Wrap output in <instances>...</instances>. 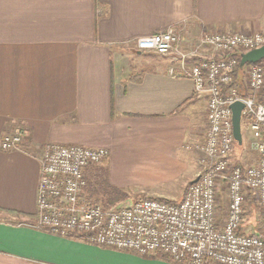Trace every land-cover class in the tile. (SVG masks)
Masks as SVG:
<instances>
[{
	"label": "crops",
	"instance_id": "0c3cea01",
	"mask_svg": "<svg viewBox=\"0 0 264 264\" xmlns=\"http://www.w3.org/2000/svg\"><path fill=\"white\" fill-rule=\"evenodd\" d=\"M169 30L183 52L205 33H264V0H0V141L22 137L0 148V264H180L33 226L50 144L107 148L112 185L165 169L197 178L200 153L184 146L204 141L207 98L172 55L137 48Z\"/></svg>",
	"mask_w": 264,
	"mask_h": 264
},
{
	"label": "built area",
	"instance_id": "2783aa9c",
	"mask_svg": "<svg viewBox=\"0 0 264 264\" xmlns=\"http://www.w3.org/2000/svg\"><path fill=\"white\" fill-rule=\"evenodd\" d=\"M181 41L169 30L139 38L137 48L172 55L179 77L190 79L195 92L207 98L204 141L190 146L201 155L197 181L187 186L180 201L146 197L107 209L86 202L82 191L85 170L104 162L108 149L50 144L41 162L33 226L142 256L165 254L186 264H264V59L246 67L250 95L239 96L234 83L241 55L263 47L264 33H205L189 52L179 49ZM205 49L223 57L204 58ZM170 74L178 76L176 68ZM237 100L245 104L242 118L259 156L258 163L248 167L231 163L237 142L230 105ZM21 143L20 134L5 135L0 148L10 151ZM225 187L229 204L219 221L218 201ZM249 193L258 200L261 226L255 234L246 228Z\"/></svg>",
	"mask_w": 264,
	"mask_h": 264
},
{
	"label": "rangeland",
	"instance_id": "374dc122",
	"mask_svg": "<svg viewBox=\"0 0 264 264\" xmlns=\"http://www.w3.org/2000/svg\"><path fill=\"white\" fill-rule=\"evenodd\" d=\"M191 51V50H190ZM243 85L245 86V95H250L251 91L247 87L248 82V68L244 70L241 75ZM207 117V114H206ZM201 132L206 134L207 124L203 125L201 123ZM242 138L243 144L239 146L236 144L232 154H231V163L232 165H239L242 167H248L255 165L259 161V156L252 147V135L250 132L249 125L246 121L242 119ZM192 146V145H191ZM187 149L190 147L189 144L185 145L184 148ZM103 148V147H99ZM191 148V147H190ZM189 148V149H190ZM201 156V155H200ZM103 162L91 166L85 170V180L88 191L89 198L92 200L97 199L100 194H102L108 187H114L121 190L122 196L113 208H119L123 206H129L132 203L146 197H156L161 199H168L171 201L181 200L184 192L186 191L187 186L189 185L188 173L184 171L176 170H161V171H145L140 173H134L129 177H117L118 180L122 181V186L112 185V181L109 179L108 171L102 166ZM103 167V168H102ZM189 177V178H188ZM224 193L220 195L218 201V219H222L226 216L227 206L229 204L227 189L223 188ZM93 195V196H92ZM247 212L252 218L250 229L255 230V232L260 231V216H259V207L258 200L256 195L253 194L249 198V203H247ZM247 215V216H248ZM161 255V254H157ZM150 257V256H149ZM182 264V263H180ZM186 264V263H185Z\"/></svg>",
	"mask_w": 264,
	"mask_h": 264
},
{
	"label": "water",
	"instance_id": "95a60500",
	"mask_svg": "<svg viewBox=\"0 0 264 264\" xmlns=\"http://www.w3.org/2000/svg\"><path fill=\"white\" fill-rule=\"evenodd\" d=\"M262 59H264V46L259 49H255L242 54L240 60V68L242 69L245 65L254 64ZM230 109L232 112L231 119L233 127V136L237 144L239 146H242V115L245 109V104L242 101L237 100L230 105ZM196 181L197 179H195L191 184L195 183Z\"/></svg>",
	"mask_w": 264,
	"mask_h": 264
},
{
	"label": "trees",
	"instance_id": "16d2710c",
	"mask_svg": "<svg viewBox=\"0 0 264 264\" xmlns=\"http://www.w3.org/2000/svg\"><path fill=\"white\" fill-rule=\"evenodd\" d=\"M249 65H251V64L245 65L242 69L239 66L238 70H237V73L235 75V82L234 83H235V86L237 88V93H238L239 96H247V95H245L246 94V92H245L246 88L243 85V81L241 79V75L244 72V70L246 69V67L249 66ZM87 190H88L87 186H85V188L82 191V197L85 199L86 202L92 203V204H98V205H101V206H103V207H105L107 209L113 208L112 206L114 204H116L118 202V200H120V196H122V194H121L122 192H121L120 189H117V188H114V187H108V189H106L102 194H100V196L97 199L92 200V198H89L90 195L88 196V194H87L88 191ZM8 213H12V212H8ZM162 255L166 259L172 260L169 256H167L165 254H162ZM176 263L185 264L186 262H176Z\"/></svg>",
	"mask_w": 264,
	"mask_h": 264
}]
</instances>
